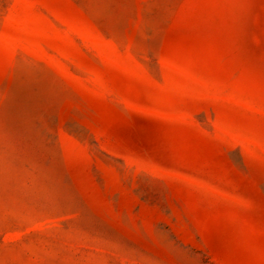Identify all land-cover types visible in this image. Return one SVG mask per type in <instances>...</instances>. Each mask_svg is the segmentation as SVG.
Segmentation results:
<instances>
[{
  "label": "rangeland",
  "instance_id": "obj_1",
  "mask_svg": "<svg viewBox=\"0 0 264 264\" xmlns=\"http://www.w3.org/2000/svg\"><path fill=\"white\" fill-rule=\"evenodd\" d=\"M0 264H264V0H0Z\"/></svg>",
  "mask_w": 264,
  "mask_h": 264
}]
</instances>
